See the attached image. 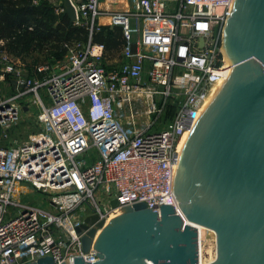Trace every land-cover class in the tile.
I'll return each mask as SVG.
<instances>
[{
  "label": "built area",
  "instance_id": "obj_1",
  "mask_svg": "<svg viewBox=\"0 0 264 264\" xmlns=\"http://www.w3.org/2000/svg\"><path fill=\"white\" fill-rule=\"evenodd\" d=\"M42 1L64 13V0L31 3ZM68 1L73 24L88 36L65 44L64 57L27 69L0 48V86L8 76L12 91L0 95V264L45 256L55 264H72L74 257L92 264L106 220L135 203L158 217L159 204L170 203L184 219L171 191L179 142L199 117L206 92L230 68L221 43L235 0H123L125 8L122 0ZM130 18L138 22L135 42ZM164 19L173 23L171 47L158 57L143 48L141 31ZM104 22L119 26L125 41L113 62L92 39ZM20 103L38 107L37 132L4 145L5 131L26 109ZM168 108L173 112L163 123ZM89 216H96L93 223H85ZM82 224L87 227L78 233ZM90 228L95 233L84 251L81 238Z\"/></svg>",
  "mask_w": 264,
  "mask_h": 264
},
{
  "label": "water",
  "instance_id": "obj_2",
  "mask_svg": "<svg viewBox=\"0 0 264 264\" xmlns=\"http://www.w3.org/2000/svg\"><path fill=\"white\" fill-rule=\"evenodd\" d=\"M234 6L221 49L229 65H238L189 130L173 172L171 191L184 219L170 203L159 204V217L135 203L102 228L92 264H198L194 225L215 232L216 255L207 264H264V0ZM63 7L73 22L70 2ZM94 233L82 236L84 251ZM26 264L55 262L45 256ZM72 264L90 263L74 257Z\"/></svg>",
  "mask_w": 264,
  "mask_h": 264
},
{
  "label": "trees",
  "instance_id": "obj_3",
  "mask_svg": "<svg viewBox=\"0 0 264 264\" xmlns=\"http://www.w3.org/2000/svg\"><path fill=\"white\" fill-rule=\"evenodd\" d=\"M52 10L53 6L46 1L35 5L31 0H0V40L3 41L0 48L24 60L31 57L32 67L37 63L61 59L66 53L65 44L87 40V31L74 25L64 13L59 14L53 24L55 21L49 20ZM92 39L104 45L106 61L118 60L125 43L119 26L104 24ZM34 54L44 59L40 60ZM172 112L173 109L168 108L166 117Z\"/></svg>",
  "mask_w": 264,
  "mask_h": 264
},
{
  "label": "rangeland",
  "instance_id": "obj_4",
  "mask_svg": "<svg viewBox=\"0 0 264 264\" xmlns=\"http://www.w3.org/2000/svg\"><path fill=\"white\" fill-rule=\"evenodd\" d=\"M119 7L125 8L126 7L125 1L122 0ZM234 8L235 6L233 7V9ZM58 18H59V14L55 13V11L52 10V12L49 14V20L52 22L55 21L53 23L55 24L57 21L56 19ZM230 20H231V17L228 18V20L223 26V29L225 28V26L231 23ZM172 24L173 23L171 22V20H165V19L164 20H151L150 22L145 24V27L141 31V37L143 40V48L147 52L155 56H158V57L165 56L166 54H168V51L170 50V47H171ZM129 26L132 30L130 32L131 42H135L138 39L139 33L134 29L138 27V22L134 18H130ZM33 56L34 57L38 56L40 60L44 59L43 56L39 57V55H36V54H34ZM15 57H16L15 60H18L19 65L22 64L27 69L31 68V65H30V63L32 62L31 57H26L25 60L21 59L18 56H15ZM105 64L107 63L105 62ZM8 81H9V77L6 76L4 80V84L0 86V95H8L12 92L9 85H7ZM20 106H24L26 109L22 108L25 110L24 111L22 110L23 112L21 113L18 121L14 124L13 127L5 131V137L2 138V142L4 145H7L10 142L15 141V140L17 142L28 140L33 134L37 132L38 126L36 123H34V115L38 111V107L35 104L28 106L22 103H20ZM167 120H168V117L165 116L163 118V123ZM1 131L2 130L0 129V132ZM34 196L38 199V201L36 200L35 202L37 203L39 202L40 206L42 207L46 206V202H44L41 194L35 193ZM120 214H123V211ZM213 242L214 241L210 233H207L205 236V243H203V247L201 244V247H202L201 248V251H202L201 252V263H205L206 261L213 259L212 258L214 257Z\"/></svg>",
  "mask_w": 264,
  "mask_h": 264
},
{
  "label": "bare ground",
  "instance_id": "obj_5",
  "mask_svg": "<svg viewBox=\"0 0 264 264\" xmlns=\"http://www.w3.org/2000/svg\"><path fill=\"white\" fill-rule=\"evenodd\" d=\"M234 4H235V2H234ZM226 27V26H225ZM225 58V57H224ZM225 62H226V64L227 65H229L228 64V62L226 61V59H225ZM236 65H238V63H237V61L236 62H234V63H232V64H230V68H232V67H234V66H236ZM229 68V69H230ZM228 74V73H227ZM227 78V77H226ZM225 78V79H226ZM224 79V80H225ZM224 80L223 81H217V82H215V83H213L212 85H211V87L209 88V90L206 92V94H205V96H204V101H203V106H202V108H201V111H200V114H199V116L201 115V113L205 110V108L208 106V104L210 103V101L212 100V98L214 97V95L216 94V92L218 91V89L220 88V86L222 85V83L224 82ZM188 132L189 131H186L183 135H182V137H181V139H180V142H179V150H180V148H181V146H182V144H183V141H184V139H185V137L187 136V134H188ZM116 217V215H111L107 220H106V224H108V223H110L112 220H114V218ZM196 227H198V230H199V234H200V263H198V264H203V263H201V248L203 247V243H205V236H206V234L207 233H210V235H211V237L213 238V255L215 256L216 255V244H215V232L213 231V230H211V229H208V228H206V227H203V226H200V225H196ZM101 231V230H100ZM100 231H99V233H100ZM98 233V234H99ZM201 244H202V247H201ZM205 245V244H204ZM212 258H214V257H212Z\"/></svg>",
  "mask_w": 264,
  "mask_h": 264
},
{
  "label": "crops",
  "instance_id": "obj_6",
  "mask_svg": "<svg viewBox=\"0 0 264 264\" xmlns=\"http://www.w3.org/2000/svg\"><path fill=\"white\" fill-rule=\"evenodd\" d=\"M104 24H107V22H104ZM52 59H53V57H52ZM55 60H57V59H53V61H55ZM114 60H116V59L114 58L112 61H108V62H113Z\"/></svg>",
  "mask_w": 264,
  "mask_h": 264
}]
</instances>
